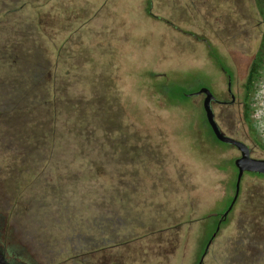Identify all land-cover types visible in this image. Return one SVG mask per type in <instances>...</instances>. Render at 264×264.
Listing matches in <instances>:
<instances>
[{
	"label": "rangeland",
	"instance_id": "obj_1",
	"mask_svg": "<svg viewBox=\"0 0 264 264\" xmlns=\"http://www.w3.org/2000/svg\"><path fill=\"white\" fill-rule=\"evenodd\" d=\"M260 13L257 0H0L7 257L197 264L233 197L239 155L188 95L207 82L198 35L242 50L248 68ZM252 85L248 112L214 113L264 157V56ZM201 264H264L263 175L243 174Z\"/></svg>",
	"mask_w": 264,
	"mask_h": 264
},
{
	"label": "flooded vegetation",
	"instance_id": "obj_2",
	"mask_svg": "<svg viewBox=\"0 0 264 264\" xmlns=\"http://www.w3.org/2000/svg\"><path fill=\"white\" fill-rule=\"evenodd\" d=\"M260 16H261L260 22H261V25H263L264 24V17H263L264 15L262 13H260ZM212 33H214V32H212ZM198 40H199L200 44H202V47H199V52H198L199 55L196 59V64H197L196 67L200 71L203 72V75H204V77H206L205 79L207 80V82H205V84H203L202 86L197 88L196 91L198 89H200L201 87L208 88L210 94L212 95L210 100H209V103H210V108H211L213 115H214V119H215L219 129L224 134L229 135L225 131L222 130L221 126L217 122V120L215 118V113H214L215 108L217 106L226 107V106H233L234 105L236 107L237 106L239 107V105L240 106L242 105L244 107L245 106L247 107V112H248V105L247 104H248L250 94L252 92V86H253L252 83L254 82L255 78L258 76L259 64H260V61L263 59V56H264V28H263V39L261 40L255 54L252 56L250 65L248 66V68H244V69H242V63L240 62V56L244 53L242 50H237L236 48L232 47V45L222 44V42H218V40L217 41L214 40L213 36L209 37L205 34H202L201 36L199 34ZM203 66L204 67L207 66L208 68H211L212 72H210V73L206 72L205 73L202 70ZM242 71H243L244 75L242 74ZM188 95H191V94L189 93ZM196 96L201 97L200 100H201L202 108H203V100H204V97L206 96V93L205 92L196 93ZM203 111H204V109H203ZM204 114H205V112H204ZM207 124H208V122H207ZM208 126H209V129H210L213 137L217 141L235 148L239 153V150L234 145H231L229 143L222 142V141L218 140L214 136V133H213L209 124H208ZM246 145L248 146L249 152L251 155V149H250L248 144H246ZM253 157H255V156H253ZM233 163H234V160H233ZM247 173L248 174L263 175V174L251 173V172H247ZM240 181H241V179H240ZM239 185H240V182H239ZM234 187H235V185H234ZM238 190H239V188H238ZM234 192H235V189H234ZM233 204H234V202H233ZM233 204H232V206H233ZM228 205H227V207H228ZM232 206H231V208H232ZM231 208H230V210H231ZM224 211L219 216L217 225H216L213 233L210 235V237L206 241V244L202 250V253L200 254V257H199L197 264L202 263V258L207 251V249H205L207 243L210 244L211 240L216 235V233L220 227V224L224 221L227 214L229 213V211H228L226 215H223ZM217 227H218V229L216 230ZM209 244H208V246H209ZM0 251L2 252L4 259L8 264H26L24 262L16 260L14 257H7L5 251L1 247H0ZM200 260H201V262H200Z\"/></svg>",
	"mask_w": 264,
	"mask_h": 264
},
{
	"label": "water",
	"instance_id": "obj_3",
	"mask_svg": "<svg viewBox=\"0 0 264 264\" xmlns=\"http://www.w3.org/2000/svg\"><path fill=\"white\" fill-rule=\"evenodd\" d=\"M200 92L206 93V96L204 97V100H203V109L205 112L206 120H207L208 124L210 125V127L214 133V136L222 142H226V143H229L231 145H234L239 150V155L234 159V165L237 169L236 179H235V192H234V195L232 197L230 204L228 205V207L226 208V210L223 213V215H226L227 212L230 210V208H231V206H232V204L236 198V195L238 193V188H239V182H240V179H241L243 173L244 172H251V173H258V174L264 175V157L259 158V157L251 156L248 146L243 141L236 139L234 137H231L229 135H226L219 129V127H218V125L214 119L213 112L210 108L209 100H210L212 95L210 94L208 88L201 87L197 91H194L190 94H196V93H200ZM217 229H218V227L216 228V230ZM208 244L209 243H207L205 249H207ZM200 262H201V260H200ZM0 264H8L5 261L1 251H0Z\"/></svg>",
	"mask_w": 264,
	"mask_h": 264
},
{
	"label": "trees",
	"instance_id": "obj_4",
	"mask_svg": "<svg viewBox=\"0 0 264 264\" xmlns=\"http://www.w3.org/2000/svg\"><path fill=\"white\" fill-rule=\"evenodd\" d=\"M257 5H258V8L261 11V13L264 15V8L261 5V0H257Z\"/></svg>",
	"mask_w": 264,
	"mask_h": 264
}]
</instances>
